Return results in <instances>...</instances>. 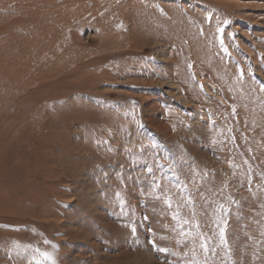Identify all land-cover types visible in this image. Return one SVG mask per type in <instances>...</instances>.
Returning <instances> with one entry per match:
<instances>
[{
    "label": "rangeland",
    "instance_id": "374dc122",
    "mask_svg": "<svg viewBox=\"0 0 264 264\" xmlns=\"http://www.w3.org/2000/svg\"><path fill=\"white\" fill-rule=\"evenodd\" d=\"M0 54V264H264V0H0Z\"/></svg>",
    "mask_w": 264,
    "mask_h": 264
},
{
    "label": "bare ground",
    "instance_id": "6f19581e",
    "mask_svg": "<svg viewBox=\"0 0 264 264\" xmlns=\"http://www.w3.org/2000/svg\"><path fill=\"white\" fill-rule=\"evenodd\" d=\"M44 34V35H48V37L50 36L51 37V40H48L45 45V49L47 48V50H50V49H53L55 51L57 50H61V49H64V47H66V44H65V40L63 39V33L62 32H56L55 30H50V29H47L45 31H42L41 34ZM148 35H150L151 33H147ZM146 34V35H147ZM49 37V38H50ZM30 40L27 41V43L29 42ZM54 43V46L50 47V45H53L51 44L50 42ZM134 41V40H132ZM131 42V41H130ZM132 46L133 44L130 43ZM6 45H15V40L14 39H10L8 40V43ZM29 45V44H28ZM31 45V44H30ZM32 47L31 48H34L35 47V44H32L31 45ZM50 47V48H49ZM22 50V47H14L13 48V54H19ZM9 57L8 56H2L0 54V85L2 84H6L5 86H9V88L11 89V92H14V91H17V90H20L22 89L23 85L25 82H29L30 79L33 78V69L32 67L33 66H27L25 67L24 64L23 66H19V65H15V64H12L10 60H8ZM8 60V61H7ZM28 70V71H26ZM50 70V69H49ZM52 72V70H50ZM32 74V75H30ZM13 79H15L17 82H14ZM218 83L216 85V90H217V93L218 95H216V99L217 98H222L223 96L226 97V94L224 92V84L225 82L224 81H221V80H217ZM6 82V83H5ZM208 86V85H206ZM209 91H211V87L208 86L207 87ZM187 90H184V93L187 94ZM211 94V93H210ZM222 94V95H221ZM214 95V94H212ZM214 95V96H215ZM221 95V96H219ZM230 99V97H228ZM227 99V98H226ZM45 215V212L42 213ZM35 215H37V213H35ZM3 240V239H2ZM1 241V239H0Z\"/></svg>",
    "mask_w": 264,
    "mask_h": 264
},
{
    "label": "snow or ice",
    "instance_id": "6c2138e0",
    "mask_svg": "<svg viewBox=\"0 0 264 264\" xmlns=\"http://www.w3.org/2000/svg\"><path fill=\"white\" fill-rule=\"evenodd\" d=\"M225 23H227V21H225Z\"/></svg>",
    "mask_w": 264,
    "mask_h": 264
}]
</instances>
